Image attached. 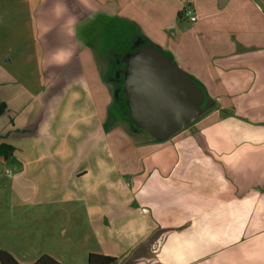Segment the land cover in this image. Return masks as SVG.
Segmentation results:
<instances>
[{"label": "crops", "instance_id": "crops-1", "mask_svg": "<svg viewBox=\"0 0 264 264\" xmlns=\"http://www.w3.org/2000/svg\"><path fill=\"white\" fill-rule=\"evenodd\" d=\"M15 19L38 72L22 82L0 55V144L14 148L0 157V251L264 264V0H0V29ZM98 22L113 40L133 25L212 107L162 142L125 126L91 46Z\"/></svg>", "mask_w": 264, "mask_h": 264}, {"label": "water", "instance_id": "water-1", "mask_svg": "<svg viewBox=\"0 0 264 264\" xmlns=\"http://www.w3.org/2000/svg\"><path fill=\"white\" fill-rule=\"evenodd\" d=\"M125 69L123 94L137 131L153 141H166L193 123L213 100L173 59L146 44L119 60Z\"/></svg>", "mask_w": 264, "mask_h": 264}, {"label": "rangeland", "instance_id": "rangeland-1", "mask_svg": "<svg viewBox=\"0 0 264 264\" xmlns=\"http://www.w3.org/2000/svg\"><path fill=\"white\" fill-rule=\"evenodd\" d=\"M15 20L18 22V24H14V27L12 29H0V55L9 56V58L12 60L10 67L14 69L20 81L25 82V80L29 79L33 82L34 80H36L38 72V58L36 56L37 50L33 45V30L30 24L27 23L28 21L23 20L21 22L17 19ZM100 25L101 23L98 22L97 27L93 30L94 35H96V33L99 34L98 41L100 42H97L98 44H96V41L93 40L91 46L97 49L98 69L103 75L106 74V70L111 67L113 56L117 57L116 54L133 52L136 45V37L138 39V36H136L138 32L137 29L133 25H131L129 27V30L125 29L123 38L120 37L125 40H119V38L117 37L115 38V40H113L110 36H108V34L110 33L109 28L100 30V32L99 30H97ZM118 44H121V46H119ZM32 74H35L36 77H34ZM106 75L109 76V72ZM107 88L111 100H114L113 86L107 84ZM112 104L113 105L110 107V111L112 114L116 115L120 110L119 104L121 103L113 102ZM124 124L125 126L130 128V125L128 123L124 122ZM190 125H188L186 128H188Z\"/></svg>", "mask_w": 264, "mask_h": 264}, {"label": "trees", "instance_id": "trees-1", "mask_svg": "<svg viewBox=\"0 0 264 264\" xmlns=\"http://www.w3.org/2000/svg\"><path fill=\"white\" fill-rule=\"evenodd\" d=\"M136 36H138V39L136 37V40H135L136 45H135V49L133 51H135L138 48H141L142 46H144L146 44H154L153 42L148 40L145 36H143L140 32L137 33ZM156 47L160 51H162L164 54H166L168 57L173 59L169 53L163 51L158 46H156ZM123 54L124 53L116 54L117 55L116 58L121 57ZM193 80H194L195 84L197 86H199L202 91L205 92V96L207 98L208 94L206 93L204 87L201 84H199L197 82V80H195V79H193ZM116 84H115L116 90L114 92L113 99L115 102L121 103V104H119L120 110H119L118 114L122 120H124L126 123H128L130 125L131 128H133L134 130L137 131V128L133 125L132 121L130 120V118L128 116V108L125 104L126 98H125L123 91H122L123 87H124V82L123 81H116ZM1 112H2V109H0V113ZM156 142H160V141H156ZM13 151H14L13 147L6 145V144H0V157L8 159L12 155ZM116 262H117V259L114 257L103 256V255H98V254H89L88 258H87V264H116ZM0 264H21V263H18L9 253L4 252V251H0ZM30 264H59V263L56 262L51 257L44 255V256L39 257L35 262L30 263Z\"/></svg>", "mask_w": 264, "mask_h": 264}, {"label": "flooded vegetation", "instance_id": "flooded-vegetation-1", "mask_svg": "<svg viewBox=\"0 0 264 264\" xmlns=\"http://www.w3.org/2000/svg\"><path fill=\"white\" fill-rule=\"evenodd\" d=\"M119 39L120 40H125V39H122V38H119ZM118 45L121 46V44H118ZM116 51H118V50H116ZM119 60H120V57L116 58V57L113 56V61H112L111 67L106 70V74H108V72H109L110 75L109 76L106 75V74L102 75V78H103L104 82L106 84H109V85L113 86L114 92L116 90V86H115L116 81H123L122 71L125 69V65H123ZM113 97H114V94H113ZM113 102H115V101L112 100V103Z\"/></svg>", "mask_w": 264, "mask_h": 264}, {"label": "built area", "instance_id": "built-area-1", "mask_svg": "<svg viewBox=\"0 0 264 264\" xmlns=\"http://www.w3.org/2000/svg\"><path fill=\"white\" fill-rule=\"evenodd\" d=\"M182 15L188 18L191 22L196 20L193 7L189 1H187L186 4L183 6ZM6 173H9V170H6Z\"/></svg>", "mask_w": 264, "mask_h": 264}]
</instances>
